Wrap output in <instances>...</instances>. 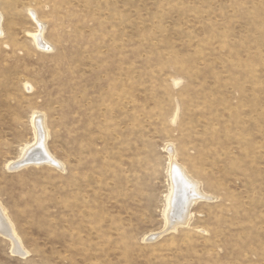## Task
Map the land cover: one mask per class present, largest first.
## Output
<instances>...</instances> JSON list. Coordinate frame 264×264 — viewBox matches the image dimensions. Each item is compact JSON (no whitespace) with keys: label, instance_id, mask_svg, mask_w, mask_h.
Listing matches in <instances>:
<instances>
[{"label":"rangeland","instance_id":"obj_1","mask_svg":"<svg viewBox=\"0 0 264 264\" xmlns=\"http://www.w3.org/2000/svg\"><path fill=\"white\" fill-rule=\"evenodd\" d=\"M0 12V264H264V0ZM38 116L59 166L10 169ZM171 152L209 199L169 232Z\"/></svg>","mask_w":264,"mask_h":264},{"label":"bare ground","instance_id":"obj_2","mask_svg":"<svg viewBox=\"0 0 264 264\" xmlns=\"http://www.w3.org/2000/svg\"><path fill=\"white\" fill-rule=\"evenodd\" d=\"M3 15L0 12V36L3 35ZM33 35L35 44L40 48L49 49L43 32ZM32 126L35 133V142L24 150L23 156L19 161L11 162L10 169L16 170L30 164L44 165L53 164L59 166L48 149L47 128L43 117L32 118ZM170 180L171 192L165 210L166 231H175L179 227L189 225L192 219V210L200 201L209 199L201 190L200 182L190 177L187 171L178 164L175 153L171 152ZM210 197V196H209ZM212 197V196H211ZM213 201V200H212ZM207 202V201H206ZM0 206V234L7 235L13 242V248L21 255H26L23 251L20 240L17 238L13 226Z\"/></svg>","mask_w":264,"mask_h":264}]
</instances>
